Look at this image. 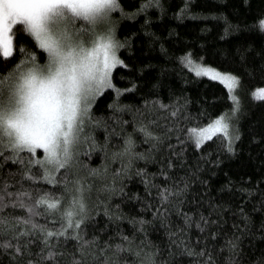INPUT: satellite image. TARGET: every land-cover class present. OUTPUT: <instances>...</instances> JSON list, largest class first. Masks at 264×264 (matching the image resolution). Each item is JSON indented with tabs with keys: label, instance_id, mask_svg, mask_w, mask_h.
Listing matches in <instances>:
<instances>
[{
	"label": "snow or ice",
	"instance_id": "1",
	"mask_svg": "<svg viewBox=\"0 0 264 264\" xmlns=\"http://www.w3.org/2000/svg\"><path fill=\"white\" fill-rule=\"evenodd\" d=\"M166 3L0 0V264H245V247L264 240V174L253 181L226 171L215 198L202 178L216 175L211 169L222 165L221 157L237 151L239 121L252 113L238 93L246 79L264 76V44L254 54L253 44L212 51L224 58L221 64L229 62L220 70L205 63V42L197 51L172 27H157L168 15ZM194 7L183 0L172 16L196 20ZM217 16L223 37L239 31L223 13ZM244 27L264 37V11ZM155 67L160 74L145 82ZM184 67L220 81L231 102L230 119L217 117L194 139L168 118L179 115L178 106L160 98L165 76ZM135 92L139 104L121 102ZM108 93L107 114L97 116L94 106ZM251 97L264 104V88ZM211 132L225 136L205 151ZM257 139L264 132L252 136ZM101 147L119 166L81 163ZM196 179L204 188L198 197L191 192ZM134 181L143 193L129 192ZM129 204L139 211L126 212ZM153 231L162 233L160 241L149 238Z\"/></svg>",
	"mask_w": 264,
	"mask_h": 264
},
{
	"label": "trees",
	"instance_id": "2",
	"mask_svg": "<svg viewBox=\"0 0 264 264\" xmlns=\"http://www.w3.org/2000/svg\"><path fill=\"white\" fill-rule=\"evenodd\" d=\"M183 0H167L166 7L168 9L167 17H162L163 25L157 22V27H172L176 32H179L191 44L195 45V49L198 51L201 42H205L209 46V58L205 63H209L213 67H217L220 70H227V64L222 56L211 55L212 51L220 52L229 47L235 51L236 44H242L247 47L248 44H253L254 47L250 49L253 54L259 52L260 47L264 44V37H260L255 33H249L248 29L244 27L246 23L252 20V18L264 11V0H248L247 3L244 0H192V4L195 6L193 11L198 13V18L193 20L192 18H185L183 20H176L172 13L180 8ZM122 3L127 7L128 0H122ZM223 13L229 18L233 25H239V31L233 32L230 36L223 37L224 20L219 19L217 14ZM119 13L117 12V15ZM128 27L125 24L123 27L118 28V33L122 36L124 30ZM207 28V31L201 32V28ZM24 37H17V40ZM227 41V43H225ZM123 55H127L123 52ZM144 63H148L145 59ZM154 65L159 64V61L153 60ZM160 74V67H155L153 71L147 72L144 76L146 82L150 77ZM120 76V71H116L117 81ZM165 81L168 84V88L160 94V98L165 104H171L173 108L179 110V115L175 118L168 117L169 119H176L183 125H185L184 131L192 136L193 133L199 129L205 128L217 117L225 116L226 109L231 107V102L228 100V91L224 85L218 81H214L205 76L197 77L190 68L184 67L182 70L177 68L174 71H170L165 76ZM119 82V81H118ZM126 86V85H122ZM257 88H264V76L257 74L254 77L245 80L243 89L238 94L243 97V105L246 109H252L251 117L247 113L241 116L239 121V128L241 133V139L236 142V153L230 157H221L222 165L212 168L211 171L216 172V175H211V172H205L203 179L210 181V187L208 196L215 198L218 193L217 189L224 183L225 173L233 177H239L240 175H250L255 181L260 174H264V139L252 140V136L259 135L264 132V104L259 101H254L251 97V92ZM148 88L145 85L142 88V92H147ZM111 93H108L100 99L99 103L95 105V114L97 116L107 114V102ZM141 93L135 92L133 94H126L121 101L122 103L139 104ZM206 110V111H205ZM171 111V109H169ZM203 112V115H198ZM125 120H131L129 114H125L123 117ZM234 130L235 124L233 122ZM189 129H192L189 132ZM128 130L131 131V123L128 125ZM225 135L214 134L209 140L205 141L208 147H204L205 151L209 148H214L221 142ZM98 143L103 146L104 144V131L98 129L96 132ZM139 138V137H137ZM113 148L118 143L116 138L111 142ZM146 147V145H145ZM84 152L87 151L85 146H82ZM111 150V149H110ZM137 150H140L139 148ZM193 148H189L188 154L191 156ZM199 151H196V156H199ZM195 157H193L194 159ZM27 159V157H25ZM11 166V162H7ZM82 164L90 165L95 168L97 166L103 167V163L113 164L119 166L118 161H112L110 156L106 157L103 147L96 148L93 152L81 159ZM139 166H143L142 162H138ZM230 170V171H228ZM155 171V168L150 166L149 172ZM7 172V169H5ZM129 192L140 191L143 193V186L134 181L129 185ZM191 192L196 194L197 197L200 193L204 192V188L200 184V179H196L195 185L192 187ZM207 199V196L205 197ZM219 202V201H216ZM238 202V201H237ZM132 209L133 212L139 211L138 206L133 208L132 205H125L124 210L127 212ZM103 223V219H101ZM231 224V221H229ZM125 227H129L125 224ZM149 238L154 242L160 241L162 233L150 232ZM260 258H264V240L257 237L256 241L251 246H247L244 249L245 264H259ZM187 264V261H185Z\"/></svg>",
	"mask_w": 264,
	"mask_h": 264
},
{
	"label": "rangeland",
	"instance_id": "3",
	"mask_svg": "<svg viewBox=\"0 0 264 264\" xmlns=\"http://www.w3.org/2000/svg\"><path fill=\"white\" fill-rule=\"evenodd\" d=\"M191 70V69H190ZM192 71V70H191ZM193 72V71H192ZM195 73V72H194ZM205 77H207V78H209V79H211V77H209V76H205ZM218 82H220V81H218ZM221 83V82H220ZM222 84V83H221ZM222 85H224V84H222ZM225 86V85H224ZM226 87V86H225ZM226 89H227V87H226ZM228 91V90H227ZM223 119H225V120H229L230 118H229V116H227V115H225V116H221ZM215 120V119H214ZM230 131H233L234 132V126L230 129ZM217 133H219V134H223V135H225L224 134V132H211V133H209V136L211 137L212 135H214V134H217ZM200 133H199V131H197V132H195V133H193L192 134V136L195 138L197 135H199Z\"/></svg>",
	"mask_w": 264,
	"mask_h": 264
}]
</instances>
